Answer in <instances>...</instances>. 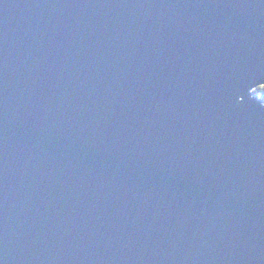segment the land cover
Masks as SVG:
<instances>
[{"label": "water", "instance_id": "95a60500", "mask_svg": "<svg viewBox=\"0 0 264 264\" xmlns=\"http://www.w3.org/2000/svg\"><path fill=\"white\" fill-rule=\"evenodd\" d=\"M264 0H0V264H264Z\"/></svg>", "mask_w": 264, "mask_h": 264}, {"label": "rangeland", "instance_id": "374dc122", "mask_svg": "<svg viewBox=\"0 0 264 264\" xmlns=\"http://www.w3.org/2000/svg\"><path fill=\"white\" fill-rule=\"evenodd\" d=\"M252 94L255 95V97L258 98L261 102L264 103V85L255 88Z\"/></svg>", "mask_w": 264, "mask_h": 264}, {"label": "bare ground", "instance_id": "6f19581e", "mask_svg": "<svg viewBox=\"0 0 264 264\" xmlns=\"http://www.w3.org/2000/svg\"><path fill=\"white\" fill-rule=\"evenodd\" d=\"M259 87H260V86H259ZM254 89H255V88H254ZM254 89H253V90H254ZM262 104L264 105V103H263V102H262Z\"/></svg>", "mask_w": 264, "mask_h": 264}]
</instances>
